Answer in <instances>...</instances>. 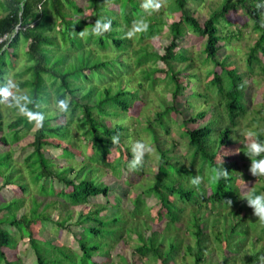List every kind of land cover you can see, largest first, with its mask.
Returning a JSON list of instances; mask_svg holds the SVG:
<instances>
[{
    "label": "trees",
    "instance_id": "obj_1",
    "mask_svg": "<svg viewBox=\"0 0 264 264\" xmlns=\"http://www.w3.org/2000/svg\"><path fill=\"white\" fill-rule=\"evenodd\" d=\"M198 1L169 2V11L178 12L180 16L168 24L171 39L157 51L149 42L141 43L136 48L133 40H144L158 33L167 22L164 18L166 12L148 8L150 13H147L140 0H88V4L93 7V13L89 16L83 15L84 7L77 0H0V34H10L9 40L0 44V97L8 89L5 86L4 68L7 67L8 56L14 63L13 68L17 66L19 53L16 47L21 35L28 42L25 55L28 63L24 70L14 75L21 77L30 74L19 80L20 87L27 86L29 89L19 97L23 101L15 107L21 111L16 113L11 122H4V113L7 116L9 112L0 108V146H6L0 149V195L5 187L15 192L10 197L0 196V262L23 264L20 259L9 258L7 249L16 246L17 236L27 235L37 264H100L94 259L100 253V247L104 245L112 248L107 237L111 229H104L103 225H113L118 217L111 213V207L117 205L113 202L116 191L102 182L103 168L97 167L95 161L112 166L108 156L113 147L120 149L119 144H112V137L118 135L122 144L123 139L130 135L128 126L113 122L114 117L132 116L136 103L144 107V103L149 101L148 89L157 83L159 75L164 76V89L171 90L174 101L184 93L190 80L198 77L193 72L187 73L184 81L182 75L192 62L188 61L183 68L178 65L179 61L191 58L187 54L188 50L181 45V39L191 31L206 37L204 51L207 55L204 60L213 61L214 67L208 72H213L214 76L206 82L205 90H196L195 93L191 86L186 99L187 106L190 110L191 98L195 94L204 98L207 105L198 112L190 111L186 117V111L174 103L159 110L156 117H147L144 129L156 143L159 142L161 131L169 133L171 130L166 121L182 117L179 123L182 128L179 130L180 138H173V141L175 143L186 138L187 163L180 162L170 154V150L157 144L158 169L151 183L143 187L133 199L135 205L128 208L135 219L129 221L131 223L127 232L138 236L136 252L154 260L161 259L162 264H175L172 260L180 248L178 231L183 225L184 230L195 239L196 245V252L192 253L188 245L183 252V256L192 254L194 261L189 264L208 262L211 259L209 252L213 250L222 254L225 264H236V255L245 252L246 242L250 244V250L249 254L242 257V264H264V245L257 248L256 244L264 237V223L253 215L252 209L243 200L252 192L264 194V184L247 195L241 194L237 184L247 175L243 167L250 168L251 161L244 155L246 149L241 154V163L233 161L223 164L230 173L228 179L221 180L216 186L202 184L199 190L190 185L191 178L197 175L207 178L211 169L219 166L218 159L225 154L224 147L232 146L238 139L239 118L248 111L244 91L246 75L257 67L258 73L264 78V61L259 55L264 54V0H223L203 20L191 8V4ZM113 3L117 9H111ZM238 6L247 9L254 21L253 29L258 32L246 57L247 71L229 65L228 55L221 57L219 53V49L228 45L230 39L242 34V27L236 30L230 28L232 21L229 13ZM96 20L111 22L110 29L103 36L90 34ZM141 20L148 25L147 30L128 38L126 34ZM247 24L248 21L243 23ZM84 29L86 34L81 36L80 31ZM133 58L138 62L139 72H143L139 73L137 79V75L128 76ZM148 60H161L164 66L154 63L143 66ZM218 66L220 71L217 70ZM125 73L128 77H125ZM211 92L215 95L208 99ZM52 101L60 107L63 103L66 108L55 110L51 107ZM258 112L263 115L254 116L253 119L264 121V104ZM207 115L206 120H200ZM74 122L75 129L90 145L84 152L92 161L83 158L80 163L73 162L60 168L55 164V167H51L50 162L54 158L47 154L48 147H61L60 156L66 154L75 157L79 153L72 147L74 143L68 144L76 139L70 129ZM33 127V140L29 143L32 150L20 166L14 158L11 161L6 156L16 153L12 144L22 138V132ZM261 130L264 129L255 131L261 133L258 139L264 142V132ZM9 132L14 134L12 138ZM128 154L131 160L132 151L129 150ZM257 159H264V155ZM86 161L88 164L84 163ZM120 162L121 158L117 160L116 167L112 166L116 173L123 172V162L118 165ZM25 170L30 175L29 181L23 178ZM65 170L75 175L72 178L62 175ZM134 178L130 175L125 180L131 183ZM55 180L63 185L57 190ZM29 184H36V193L42 196H50L49 192L54 190L52 195L63 198V205L85 204L90 197L102 194L107 197L106 203H97L92 208L80 210L75 223L70 221L72 207H68L65 216L56 221L57 226L66 229L71 228V225L82 227L77 238L82 253L69 251L67 247L54 243L52 238L40 234L43 230L40 226L43 224L46 227L47 223L54 220L45 210H39L44 200L38 199L34 193L29 197L30 212L18 214L25 194L29 193ZM16 191L22 194L18 195ZM151 195H155L159 201L158 218H166V222L160 230L153 231L144 239V219L140 215L150 209L145 204V197ZM227 200L232 201L231 206ZM51 202L48 201L45 207ZM186 206H189L188 216L183 219ZM103 210H109V213L103 215ZM120 211L121 208L119 217L122 216ZM205 224H208L207 228ZM38 225L40 228H37ZM210 245L212 248L208 251Z\"/></svg>",
    "mask_w": 264,
    "mask_h": 264
},
{
    "label": "rangeland",
    "instance_id": "obj_2",
    "mask_svg": "<svg viewBox=\"0 0 264 264\" xmlns=\"http://www.w3.org/2000/svg\"><path fill=\"white\" fill-rule=\"evenodd\" d=\"M83 7H84V16H89L93 13V7L88 4V0H77ZM145 5V0H140ZM157 3L161 4V7L159 8L158 12L165 11L166 14L164 18L166 19V23L163 25V28L153 35L152 37H147L144 40L135 39L133 40L134 45L136 48L139 47L141 43L149 42L150 45L154 50H161V46L164 44H167L171 37L169 34V27L168 24L171 23L174 19L179 18L178 12H170L168 9L169 2L171 0H156ZM223 0H199L196 3L191 4V8L194 11V14L199 17L200 19L208 18L211 12L218 8L222 4ZM111 9H117V5L115 3L111 4ZM147 13H150L148 8H146ZM229 17L232 21L230 28L233 30H236L239 27H242V34L240 37H234L229 40L228 45L223 46L219 49L220 56L228 55V64L236 67L238 70L241 71H247L246 66V57L250 50V46L254 44L256 41V38L258 37V32H256L253 29L254 21L250 14L247 13V9L243 8L242 6H238L236 9L231 10L229 13ZM245 21H248L247 25H243ZM206 42V37L195 32H188L186 35L181 39V45L185 47L188 50V56L191 57L187 61H179L178 65L180 67H184L187 65L188 61H191L192 64L185 68L184 81L187 73H195L198 74V77L194 79L193 81L190 80V85L185 87L184 93L179 95L177 97V100L174 101V98L172 96L171 90L164 89V76L161 74L157 77V83L154 84V86L151 89H148L149 92V101L144 103V107L136 103L133 108L134 112L133 115H127L125 117H114L113 122H119L122 124H125L128 126L129 129H127L128 137H125L123 139V143H119V148L113 147L108 158V162L112 166H117V160L121 158V162L123 164L121 165V162L118 165H121V169L123 170V175L120 172H115V170L112 168V166L107 165L106 163H103V161H95V163H98L96 166L101 167L103 169L102 172V182L104 184L110 185L115 191L116 197L113 198V202L117 205H114V208L111 207V213L114 214V216L118 217L115 223L113 225L105 224L103 225L104 229L110 228L111 231L107 234L108 239L111 241V244L109 246L102 245L100 253L96 254L94 256V259L97 260L100 264H162L161 259L154 260L147 256H141L138 252H136V245L138 244V236L135 233H128V228L130 226L129 221L134 220L135 216L128 208L135 205L134 198L138 193H141L142 188L146 187L150 181L155 177V173L158 169L157 162H158V145H162V148L170 150V154L176 158L177 160H180V162H186L187 159L185 154L188 151V146L186 145V138L180 139L178 142L173 141V138L179 139L180 138V132L179 130H182L180 128L179 123L182 120V117L176 120H170L166 121L167 126H171V130L169 133H163L161 131L159 142L156 143V141H153V138L151 134L144 129L146 126L147 117L154 118L157 116V112L161 109H163L165 106H170L172 104H177L180 108H183L186 114L189 115L191 112H198L199 110L203 109L207 103L205 102L204 98L198 97V95H193L191 98L192 105L190 106V110L187 106V95L188 91H190L191 86L194 87L195 93H197L196 90L202 91L205 90L206 82L211 79L214 74L213 72H208V69L214 67V63L211 60H204L206 57V52L204 51V44ZM27 44L28 42L25 40V38L21 35L20 40L17 44L16 50L19 53L18 59H17V66L13 68L14 63L12 64L10 56H8V64L7 67H4L6 69V75H5V86L8 87L7 92L4 93L0 97V108L1 110L4 109L9 112L7 113V116L4 117L3 120L5 123L11 122L13 120L16 113L20 112L21 109H16V104L23 101L19 97L22 96L23 93H25L29 87H20L19 86V80H23L26 77H29L30 74H25L24 76H17L14 75L17 71H22L26 67V63H28L26 56L27 55ZM8 55H10L8 53ZM261 59L264 61V54H259ZM14 59V58H13ZM155 64L157 66H164V63L161 60H148L146 63L143 64V66H148L151 64ZM131 69L128 73V76H136L139 77V73H143L142 71L139 72L138 69V62L134 58L131 61ZM178 67V66H177ZM218 71L221 70V68L218 66ZM258 68H255L254 72H251L246 75V81L247 85L244 89L245 91V98H246V104H248V111L246 114L239 118V123L237 126V140L234 142V144L230 147H224L223 153H225L223 159L224 163L229 162H235L237 164L241 163L242 157L241 154L245 148L243 147V144L250 139H256V137L249 138L247 136V133L249 130L255 131L256 129H264V121L261 119H253L254 116L263 115L258 110L261 108V106L264 104V78L262 77V74L258 73ZM125 73V77H128ZM163 77V78H162ZM215 94L211 92L208 94V99H212ZM146 104V105H145ZM51 107L55 110H60L61 107L52 101ZM9 109V110H8ZM139 110V111H138ZM17 111V112H16ZM137 113V114H134ZM64 118V117H63ZM208 118V115L204 118H201L200 120H206ZM64 119H67L65 117ZM55 121L53 120V123ZM57 122V121H56ZM193 125L196 123H192ZM37 123L34 127H36ZM75 122L71 126V131L75 133L76 139L71 140L68 142L74 143L75 146H72L75 151L79 152L77 153V156L70 157L68 155H61L62 152L61 147H54L50 146L47 148V154L52 156L54 159L50 162L51 167H55V164L57 167H61L64 165H69L71 163H80L82 159H90L92 161V158H90L89 155H85V152L87 149L90 148V145L87 143V141L80 135L79 130L75 129L74 127ZM30 128L29 130H26V132H22V138L16 142L13 143L12 146L16 149L15 154H9L6 156L9 160L13 161L16 160L18 165H23V159L28 153L31 152L32 147L29 144L33 140V133L35 128ZM7 129V128H6ZM161 128H159V131ZM10 133V132H9ZM11 134L14 136V134ZM73 135V134H72ZM137 141H143L149 145L152 146V153L145 155L144 157V165L142 168L138 169L136 172L131 171L128 167L130 157L128 154V151H132L133 145ZM128 145V147H126ZM22 146H25V148H22ZM1 148H6V146L1 145ZM66 152L65 150H63ZM81 151V152H80ZM239 152L238 154H229V153H235ZM6 152V151H5ZM229 152V153H227ZM229 154V155H228ZM99 157V156H97ZM16 158V159H15ZM222 155L219 157V161H221ZM8 160V161H9ZM102 160V159H101ZM127 160V161H126ZM89 161V160H88ZM10 162V161H9ZM85 164H88V162H84ZM10 165V164H9ZM115 166V167H116ZM120 167V166H119ZM243 169L246 171L247 175L242 178L237 184L240 188V192L243 195H247L251 190H253L256 187H260L264 184V176L262 177H253L251 173L249 172L248 166H244ZM209 170L206 169V173H208ZM120 174V175H118ZM240 174V173H239ZM62 175H67L69 178H72L75 173L69 172L68 170H65ZM130 175L134 176L135 178L130 183L129 180H125L126 177H129ZM29 173L27 170L23 173V178L25 181H29ZM19 180V179H18ZM19 182V181H18ZM2 184V182H0ZM22 184V182H21ZM207 185V184H204ZM36 184H29V193L25 194L26 198L24 199V202L22 204V208L19 210L18 214L21 215V213L24 212H30L31 208V202H30V195L31 193H34L38 199L44 200L42 205L39 207L40 211L45 210V212L49 213L54 220V222L47 223V226L44 227L42 223L39 222V224H42L41 226L38 225L37 228L42 227V232L40 234H43L45 236H48L53 239V242L56 244L63 245L68 248L69 251H75L77 253H82L81 247L78 243L77 238L80 237V233L82 231L81 226L77 225H71V228H64L57 226L56 221L58 219H61L66 214V209L68 207H72L70 209H73L72 212V218L70 219L71 223H75L76 219L78 218V214L80 210H87L89 208L94 207L97 203H106L108 202V199L105 195H98V196H92L89 198V202L85 204H80L76 206H69V205H63V198H61L59 195H52L54 194V190H51L49 192L50 196H42L37 194L36 190ZM63 185L58 181L55 180V187L56 190L62 187ZM1 195L10 197L15 192L10 187H5L2 190ZM18 195H21L22 192H17ZM0 195V196H1ZM52 195V196H51ZM48 201H52L51 204L47 207H45V204ZM57 201V202H56ZM158 198L155 195L147 196L145 197V204L150 207V209L147 212H143L140 217L141 219H144V229L142 230V236L144 239L150 233H152L155 230H160L163 225L166 222V218H158ZM180 204H184L183 202H179ZM112 206L111 204H109ZM109 206V207H110ZM121 208L120 213L122 216L119 215V210ZM189 206H186V210L184 212V217L188 216ZM103 215L109 213V210H103L101 212ZM212 217V216H211ZM109 220V219H107ZM113 221V220H112ZM40 226V227H39ZM204 227H208V224H205ZM171 231H175L171 229ZM107 233V232H105ZM179 237L181 239V244L179 251L173 258V262L175 264H189L193 262L194 258H192V254H186V256H183V252L185 251V247L188 245L190 248V251L192 253L196 252V245H195V239L189 234L187 231L184 230V225L180 228L178 231ZM37 234H39L37 232ZM17 244L14 248H8L7 254L9 258L13 259H20L23 264H37L36 257L34 256L33 249L31 247V244L28 240L27 235H22V237L17 236ZM257 248L259 246L264 245V237L258 242ZM165 247H167V244H163ZM212 246L208 247V251ZM244 248L246 249L245 252H239L238 255H236V264H242V257H244L246 254H249L250 250V244L246 242ZM211 259L208 260V262H201V264H225L224 259L222 257V254L218 253L217 251H210ZM227 254L231 255L232 252L226 251ZM0 264H4L3 262H0ZM227 264V263H226ZM261 264V263H260Z\"/></svg>",
    "mask_w": 264,
    "mask_h": 264
},
{
    "label": "clouds",
    "instance_id": "obj_3",
    "mask_svg": "<svg viewBox=\"0 0 264 264\" xmlns=\"http://www.w3.org/2000/svg\"><path fill=\"white\" fill-rule=\"evenodd\" d=\"M145 8L159 9L161 7L160 3H157L156 0H145ZM111 27V22H104L102 20H96L94 27L91 29V35L103 36ZM148 25L144 21H139L134 24L133 29L130 30L126 35L128 38H132L139 32L147 30ZM86 34V29L80 31V35L84 36ZM62 108H66L65 104H61ZM264 132V130H261ZM260 132L249 130L247 136L257 137L256 139L247 140L243 147L246 149L244 155L251 161L249 172L253 177H262L264 176V159H257L264 155V142H261L258 139ZM120 143L119 136L112 137V144L118 145ZM153 151L152 146L143 142L137 141L132 148V159L129 161L128 167L131 171H137L142 168L144 165L145 155L151 154ZM229 153V152H227ZM239 152L229 153V154H238ZM228 154V155H229ZM222 155L219 166L213 167L208 174L207 178L202 176H195L191 178L190 185L199 190L202 184H207L210 186H216L221 180H226L229 178V172L224 168V157ZM243 200H246L247 206L252 209L253 215L261 222L264 223V194L257 195L254 192L249 193ZM231 206L232 201L227 200Z\"/></svg>",
    "mask_w": 264,
    "mask_h": 264
},
{
    "label": "built area",
    "instance_id": "obj_4",
    "mask_svg": "<svg viewBox=\"0 0 264 264\" xmlns=\"http://www.w3.org/2000/svg\"><path fill=\"white\" fill-rule=\"evenodd\" d=\"M10 34L9 33H3L0 34V44L5 43L9 40Z\"/></svg>",
    "mask_w": 264,
    "mask_h": 264
}]
</instances>
